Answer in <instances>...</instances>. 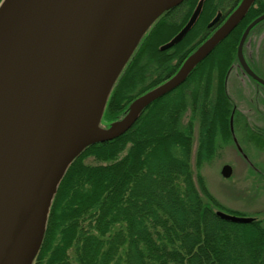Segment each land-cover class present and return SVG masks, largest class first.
<instances>
[{"label":"trees","instance_id":"obj_1","mask_svg":"<svg viewBox=\"0 0 264 264\" xmlns=\"http://www.w3.org/2000/svg\"><path fill=\"white\" fill-rule=\"evenodd\" d=\"M198 1L184 0L166 11L142 36L110 90L103 120L121 119L134 99L173 76L210 35L205 26L218 10L217 0H204L185 37L158 50ZM240 32L234 29L122 136L81 151L58 183L32 264H264V217L248 224L216 217L221 206L202 177L193 176L189 160L195 118L196 169L212 157L214 141L229 138L224 81ZM188 105L194 114L183 127ZM250 139L264 150V132ZM86 158L95 164L85 165Z\"/></svg>","mask_w":264,"mask_h":264},{"label":"water","instance_id":"obj_2","mask_svg":"<svg viewBox=\"0 0 264 264\" xmlns=\"http://www.w3.org/2000/svg\"><path fill=\"white\" fill-rule=\"evenodd\" d=\"M183 1L159 0L158 6L148 8V0H1L0 264H32L53 196L70 163L89 145L122 136L142 111L182 85L253 2L242 0L173 76L134 99L126 114L106 130L97 129L109 92L142 36L163 13ZM203 2L198 1L186 24L159 47L160 51L184 38L196 23ZM263 18L246 27L239 56L245 36ZM240 63L248 75L264 85L241 58ZM103 76L106 86L99 112L89 121L90 97ZM231 125L232 116L230 131ZM220 173L229 178L231 168L225 165ZM215 215L237 224L254 220L220 211Z\"/></svg>","mask_w":264,"mask_h":264},{"label":"rangeland","instance_id":"obj_3","mask_svg":"<svg viewBox=\"0 0 264 264\" xmlns=\"http://www.w3.org/2000/svg\"><path fill=\"white\" fill-rule=\"evenodd\" d=\"M236 76L234 66L228 79L225 80V92L231 103V137L229 135L226 142L220 139L214 141L215 150L212 157L208 161H203L196 169L199 132L195 118L189 160L193 176L198 174L202 177L205 186L221 206V209L215 211L260 220L264 217V150L257 148L250 137L254 132H264V95H258L250 89L251 85L247 78H236ZM193 114L188 105L181 116L180 124L185 127ZM110 124L103 120L102 112L97 122V129L104 131ZM236 146L240 147V152L237 151ZM84 163L94 165L95 161L86 158ZM225 165L231 167L232 171L228 179H224L220 173Z\"/></svg>","mask_w":264,"mask_h":264},{"label":"flooded vegetation","instance_id":"obj_4","mask_svg":"<svg viewBox=\"0 0 264 264\" xmlns=\"http://www.w3.org/2000/svg\"><path fill=\"white\" fill-rule=\"evenodd\" d=\"M241 1L242 0H217L216 1L218 5L217 6L218 10L216 11L214 16L209 20V22L205 26V29H208L209 31H211L210 35L207 38H209L217 29H219L224 24V22L227 20L230 14L234 10L237 9ZM250 10L251 12L248 14V11ZM218 14H219V17L216 20V22L212 24L211 26H209V23L213 21V19ZM246 14H248V17H246L247 19L245 18ZM262 15H264V0H253L248 10L246 11L245 15L243 16V18L234 28V29L238 28V31L239 32L241 31V32L237 36V43H236L235 52H234V57H235L234 64L231 70L228 72V75L226 76V79H228L233 67L235 66L236 75H237L236 78H240V77L247 78L251 85L250 89H252L254 92H256L258 95H261V96L264 95V85L259 83L257 80H255L252 76L248 75V73L245 71V69L242 67L240 63V58L242 59L243 63L245 64L249 72L264 82V18L260 20L259 22H257L245 36V39L241 46L240 56L238 55V46H239L240 39L246 27L251 22H253L255 19L259 18ZM249 18H251L250 21H248ZM224 86H225V81H224ZM230 116L232 115L230 114ZM231 140L233 141L232 138ZM239 150H240V147H239ZM239 150L237 149V151Z\"/></svg>","mask_w":264,"mask_h":264},{"label":"bare ground","instance_id":"obj_5","mask_svg":"<svg viewBox=\"0 0 264 264\" xmlns=\"http://www.w3.org/2000/svg\"><path fill=\"white\" fill-rule=\"evenodd\" d=\"M158 3H159V0H148V8H152L153 6H158ZM165 36H162L161 39H164ZM129 43V42H128ZM127 43V45H128ZM132 44V43H131ZM130 44V45H131ZM126 45V46H127ZM130 45L126 48L125 52L123 53L122 57L120 58V60L117 62V64L115 65V67L117 65H119V63L123 60L128 48L130 47ZM114 67V68H115ZM113 68V67H112ZM111 68V69H112ZM110 69V70H111ZM109 70V71H110ZM109 73V72H108ZM106 76V75H105ZM103 76V78L100 80L99 84L97 85V87L93 90L92 94H91V97H90V106H89V112H88V115H89V118L88 120L91 121L93 119H95L97 117V114L99 112V107H100V103H101V98L103 96V93H104V87L103 86H106V77ZM105 81V82H104ZM103 87V88H102ZM102 88V89H101ZM229 132L231 133L230 129H229Z\"/></svg>","mask_w":264,"mask_h":264}]
</instances>
